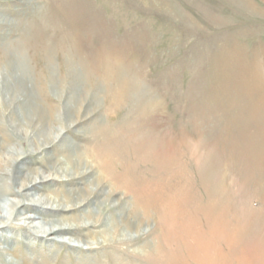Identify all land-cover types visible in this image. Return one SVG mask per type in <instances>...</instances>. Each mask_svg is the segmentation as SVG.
Masks as SVG:
<instances>
[{
  "label": "rangeland",
  "instance_id": "1",
  "mask_svg": "<svg viewBox=\"0 0 264 264\" xmlns=\"http://www.w3.org/2000/svg\"><path fill=\"white\" fill-rule=\"evenodd\" d=\"M4 201L0 264H264V0H0Z\"/></svg>",
  "mask_w": 264,
  "mask_h": 264
},
{
  "label": "bare ground",
  "instance_id": "2",
  "mask_svg": "<svg viewBox=\"0 0 264 264\" xmlns=\"http://www.w3.org/2000/svg\"><path fill=\"white\" fill-rule=\"evenodd\" d=\"M121 89V88H120ZM123 91V90H122ZM121 92V90H120ZM38 115V114H37ZM32 123V122H31ZM34 123V122H33ZM30 125V124H29ZM34 125V124H33ZM50 138V137H49ZM41 141V140H40ZM41 144V143H40ZM42 145V144H41ZM8 156H10L8 159H5L4 160V163L5 165L8 167V168H11L13 167V165L16 163V161L20 158L21 154L18 153L16 150H13V152H9L7 154ZM12 155H16V158L14 159H11L13 156ZM103 157L105 156H101L100 158L102 159ZM21 162V161H20ZM56 168V167H55ZM101 168L103 171H107L110 174H112L111 170H110V167L108 165V163L105 162V164H102L101 165ZM17 169V168H16ZM17 173V172H16ZM21 173V172H20ZM18 174V173H17ZM124 172H122L119 176H115L113 175L112 179H115V180H119L120 178L124 177L125 175H123ZM20 175V174H19ZM25 175V174H24ZM111 175V176H112ZM53 176V175H52ZM18 177V176H17ZM50 177V175H45L42 172H36L34 173V175H31L29 174V176H27L23 182L19 183V192H16V193H13L16 197H24L26 199H29L31 198L30 196V193L34 192L35 191V188L38 186V183L39 182H45L47 180V178ZM23 178V177H22ZM123 179V178H122ZM14 181V180H13ZM16 181V180H15ZM17 182V181H16ZM145 194V193H144ZM143 194V195H144ZM142 195V193L140 194V196ZM80 197V196H79ZM21 199V198H20ZM42 199V198H41ZM39 200V199H38ZM33 201V200H32ZM145 203H146V206H148V203H149V199L146 198V200L144 199ZM40 203V202H39ZM43 203V202H42ZM17 204L18 203H14V202H1L0 203V227H4L5 224H6V219H10L12 218V216L15 218L17 217L18 215H13L14 214V211L16 210V207H17ZM44 204L46 205H49V204H53L54 207L52 209H55V210H64V208L67 207V205H62V203H59L57 202L56 200H52L50 198H47L44 202ZM20 205V204H19ZM30 207V206H29ZM40 209V208H39ZM39 209H36L34 208L32 211L35 213V212H38ZM16 212V211H15ZM17 213V212H16ZM29 222L30 224L34 222V219L31 218V217H28L25 219V222ZM94 222V221H93ZM64 231H66L65 229L63 228H57L56 230H52V229H49L48 231H44V233L48 236H51V235H61L62 233H64ZM213 233L218 234L216 233L215 230H213ZM65 234V233H64ZM64 236V235H63ZM199 238V234L197 233V235H195V238L194 239H198ZM195 244V243H194ZM196 246V244H195ZM198 249H201L198 247V245L196 246ZM202 247H204L202 245ZM188 253V257L189 259L192 258V252H187ZM200 264H204V263H200Z\"/></svg>",
  "mask_w": 264,
  "mask_h": 264
}]
</instances>
